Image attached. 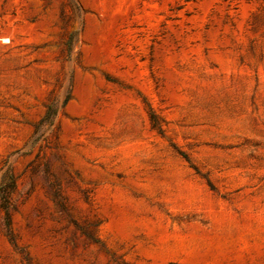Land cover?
Masks as SVG:
<instances>
[{
  "label": "rangeland",
  "instance_id": "1",
  "mask_svg": "<svg viewBox=\"0 0 264 264\" xmlns=\"http://www.w3.org/2000/svg\"><path fill=\"white\" fill-rule=\"evenodd\" d=\"M0 264H264V0H0Z\"/></svg>",
  "mask_w": 264,
  "mask_h": 264
}]
</instances>
